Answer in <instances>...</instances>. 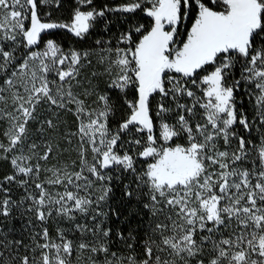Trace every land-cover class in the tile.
Returning a JSON list of instances; mask_svg holds the SVG:
<instances>
[{
	"label": "snow or ice",
	"instance_id": "6c2138e0",
	"mask_svg": "<svg viewBox=\"0 0 264 264\" xmlns=\"http://www.w3.org/2000/svg\"><path fill=\"white\" fill-rule=\"evenodd\" d=\"M92 4L76 0L70 19L55 21L40 9L59 8L61 0H0V119L8 122L0 159L11 157L14 169L0 181V215L9 216L22 203L12 199L4 184L23 187L28 180L18 176L38 178L39 161H47L52 152L46 144L39 154L36 143L28 144L25 152L28 124L37 119L43 103L76 116L73 135L79 137L80 168L43 169L51 173L46 183L61 185L64 191L53 195L43 182L35 183L38 195L29 193L24 199L31 201L27 211L37 220L44 222L53 212L71 220L75 212L89 214L94 205L98 209L111 192L103 182L112 176L105 173L115 165L135 176L136 187L125 185V195H146L143 207L156 222L144 241L143 259L111 253L113 259L105 264H264V0H129L118 9L102 10ZM138 9L151 18V25L122 33L120 42L127 47L114 50L115 59L106 69L112 77L109 87L124 94L128 109L113 130L110 97L97 95L94 103L99 107L91 108L73 90L81 60L90 53L65 52L44 36L65 29L84 38L105 10ZM237 68L239 77L234 75ZM241 87L253 101L251 116L237 104ZM129 89L132 99H127ZM153 97L159 98L155 105ZM185 98L190 103H182ZM41 123L56 127L51 119ZM133 130L139 138L122 139ZM253 131L259 133V143L243 134ZM125 144L138 146L135 155ZM136 157L145 161L141 170ZM95 192L100 194L93 199ZM107 215L96 211L93 221ZM76 228L96 237L92 244L80 242L79 250L108 254L105 241L111 229L100 224ZM36 235L44 241L32 248L38 255L5 259L0 251V264H71L74 243L64 230L52 238L45 227ZM128 239L135 238L129 234ZM10 244L19 248L22 241H0V249L10 252Z\"/></svg>",
	"mask_w": 264,
	"mask_h": 264
},
{
	"label": "trees",
	"instance_id": "16d2710c",
	"mask_svg": "<svg viewBox=\"0 0 264 264\" xmlns=\"http://www.w3.org/2000/svg\"><path fill=\"white\" fill-rule=\"evenodd\" d=\"M129 2V0H93V6L104 7L114 6L121 3ZM76 5V0H61V6L59 8L55 5L50 6L51 19L55 21L68 20L72 14V10ZM45 19L47 17H44ZM151 18H149L142 10L138 9L133 13H125L122 11H107L105 17H98L94 22V27L90 30L84 38H78L73 33L65 29H53L49 30L44 40L48 37H53L55 41L61 44L63 47H73L76 49L95 48L97 40L108 38L111 40V45L114 44L118 36L122 33L128 32L130 29L139 25H144L148 28L151 25ZM190 22H186L185 26H189ZM136 38H139V34H135ZM184 38V31L181 30L180 39ZM236 77H239V68L234 72ZM91 92L92 95L87 96L83 91ZM77 93L81 99L87 101L88 99L96 97V91L102 94H107L110 97V102L113 105V113L109 117V127L113 130L117 129L119 124L128 114L127 105L125 104L124 94L118 90L111 89L107 84L99 82L96 87H77ZM127 97L133 98V90L129 89ZM159 98L153 97V105ZM236 100L238 106L242 107L249 116L253 114L252 101L249 99L247 91L244 87H241L236 93ZM0 107H3L0 104ZM74 108V106H72ZM38 116L36 120L31 121L28 124V138L25 142V152H27V145L36 143L38 148L36 151L39 154H43L45 151V145H51L52 152L49 155L47 161H39L42 166L40 176L26 177L23 175L18 176V179L28 180V184L21 187L18 183H5L4 186L10 189V195L14 201L19 203L18 207H13L9 216L5 217L0 215V241L12 242L22 241V245L17 248L15 244H10L11 251L0 249L4 251L5 259L10 256H23V255H38L32 252V248L35 247L36 241L43 243L42 238L36 234L42 232L43 228H47L50 236L56 237L57 230H64L66 237L73 241L74 252L72 255L71 264H87L89 260L96 261V264H105L106 259H113L111 253H116L117 256L122 255L127 257L129 255L136 256L137 259H143V245L144 241L149 235H152L150 224H154L156 221L152 217L148 209L143 207L144 203H147V196L141 198L132 197L129 198L125 195V185H130L129 190L136 187L135 176L131 171H124L120 166H112L106 175H111L110 181L103 183L107 184L111 188V192L108 195L106 201L101 202V206L97 209L93 206V210H90L89 214H81L79 212L74 213V219L69 220L64 216H58L53 212L52 216L44 222L36 219L35 215L31 211H27L31 205L30 200L24 198L32 193L38 195L39 190L35 188V183H44V187L53 195L57 192H63L64 188L61 185H50L46 183L51 173L44 171L46 168H62L67 165L69 171H78L79 164V137L73 135L77 132L78 121L73 112L63 109H56L54 106L49 107L47 104H41L37 108ZM48 119L53 120L56 125L55 128H49L46 123H41ZM7 120L0 119V140L7 143V140L3 136V132L7 129ZM43 129V130H41ZM238 131H242L239 130ZM132 132V131H131ZM248 136L250 140H258L259 134L253 131L249 136L247 133H243ZM128 135L122 137L123 140H127ZM132 138H139V135H132ZM235 143V142H234ZM131 154L135 155L138 150V146L125 144ZM255 157V152L249 157V160ZM9 159H0V181H3V177L14 174V169ZM88 158L91 160V152L88 153ZM137 170H141L145 161L143 158L136 157ZM34 158L32 163H36ZM75 162V163H73ZM246 165H251L246 163ZM94 179V178H93ZM101 182H97L99 186ZM75 190V189H70ZM146 191V190H145ZM99 192L93 194V199L99 195ZM3 193H0V198L3 197ZM96 211L107 213V218L104 216H96L95 222L93 216ZM86 225L89 229H92L96 224H100L103 228L111 229L109 237L106 238V244L109 249L108 254L105 253H91L87 250H79L78 245L80 242L95 243L96 237H94L91 231L81 232L76 228V225ZM118 233H122L123 237ZM129 234L135 239H128ZM33 236H36V240H33ZM155 238V236H154ZM132 247L129 248L128 245ZM91 258V259H90ZM18 264V262H17Z\"/></svg>",
	"mask_w": 264,
	"mask_h": 264
},
{
	"label": "rangeland",
	"instance_id": "374dc122",
	"mask_svg": "<svg viewBox=\"0 0 264 264\" xmlns=\"http://www.w3.org/2000/svg\"><path fill=\"white\" fill-rule=\"evenodd\" d=\"M125 3H128V2H125ZM125 3H121V4L110 6V7L109 6H104L102 8L101 7H96V6H93V5H92V7L96 8L97 10L118 9L121 5H123ZM50 6L51 5H49V6H41L40 13H41L42 16H44L45 13H49L50 12ZM75 7H76V5H75ZM107 11H109V10H105V15L107 14ZM105 15L103 17H105ZM65 21H67V20H65ZM120 36H118L116 38L117 40L115 42H113L114 44H112V45H111V40H109L108 38L99 39L97 41H100L101 43L96 45L95 48H90V49H88V48L76 49V48H73V47H67L66 48V47H63L61 44H59L56 41L65 52H68L71 49H75V50H77L79 52H82V53L85 52V51H88L90 53V55L87 57V59H82L81 60V64L79 66V75L76 78V80L79 81V83L77 84L76 81H73V85H74L73 90H74V92L77 93V91H76L77 87H87V86L88 87H96L97 83H99V82L105 83L108 86L110 85L112 77L109 75V72L106 71V69L109 66V61L111 59H115L114 50L117 47H119V48L127 47L126 44L120 42ZM47 39H54V38L53 37H48L45 40H47ZM41 47H43V45H41ZM108 49H112L113 52L109 53ZM23 52H24V50L20 49V53L22 54ZM102 57H103V60L101 59ZM49 78L53 79L55 77L54 76H50ZM85 92L86 91H83L84 94H85ZM77 94L79 95V93H77ZM197 94L199 95V92ZM97 95H103V94L101 92H99V91H96V97H97ZM96 97L88 99L87 101H85L86 105L90 106L91 108L99 107V105L97 103H94V101H96ZM127 99H129V98L127 97ZM181 102L182 103H190V100L185 98V99L181 100ZM252 106H253V101H252ZM170 122H174V118L171 119ZM127 135L128 136H127V140L126 141L134 139L131 136L132 135H138V134L133 130L132 132L128 133ZM176 142H182V141L177 140ZM254 142L255 143H259V140H256ZM219 144H220L221 149L223 150V141H220ZM245 166H247V165H245ZM247 167L250 168V167H252V165H248ZM53 238H55V237H53ZM120 257H123V256L120 255ZM70 259L72 261V258H70ZM86 263L87 264H92V260H89L88 262L86 261Z\"/></svg>",
	"mask_w": 264,
	"mask_h": 264
}]
</instances>
